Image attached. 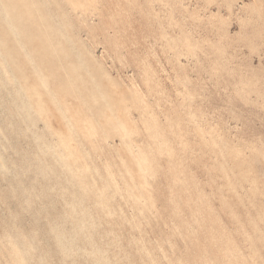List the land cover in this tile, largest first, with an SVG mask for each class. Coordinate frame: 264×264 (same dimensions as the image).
Here are the masks:
<instances>
[{
	"label": "rangeland",
	"instance_id": "374dc122",
	"mask_svg": "<svg viewBox=\"0 0 264 264\" xmlns=\"http://www.w3.org/2000/svg\"><path fill=\"white\" fill-rule=\"evenodd\" d=\"M0 152V264H264V0H0Z\"/></svg>",
	"mask_w": 264,
	"mask_h": 264
},
{
	"label": "bare ground",
	"instance_id": "6f19581e",
	"mask_svg": "<svg viewBox=\"0 0 264 264\" xmlns=\"http://www.w3.org/2000/svg\"><path fill=\"white\" fill-rule=\"evenodd\" d=\"M22 5H23V4H22ZM20 8H21V7H20ZM23 8H24V6H23ZM23 8H22V10H23ZM15 11H16V10H15ZM17 11H18V10H17ZM17 11H16V13H17ZM17 14H18V13H17ZM20 14H21V13H20ZM24 14H25V13H24ZM25 16H26V15H25ZM18 17H19V16H17V18H18ZM21 18H22V17H21ZM18 19H20V18H18ZM24 19H25V18H24ZM21 20H22V19H21ZM22 21H23V20H22ZM22 24H23V23H22ZM1 39H2V38H1ZM37 39H38V38H37ZM37 39H36V40H37ZM2 40H3V39H2ZM3 43H4V42H3ZM5 43L8 44L6 41H5ZM6 44H5V45H6ZM32 44H34V43H32ZM35 45H37V44L35 43L34 46H35ZM9 46H10V45H9ZM38 46H39V44H38ZM4 47H5V46H4ZM13 47H14V46H13ZM35 47H36V46H35ZM39 47H40V46H39ZM36 48H37V47H36ZM5 49H6V48H5ZM5 49H4V50H5ZM7 50H8V49H7ZM3 68H4V67H3ZM4 73H5V68H4ZM6 76H7V75H6ZM9 81H10V80H9ZM32 87H33V86H32ZM34 88H35V86H34ZM34 88H33V89H34ZM28 89L30 90V88H28ZM31 89H32V88H31ZM2 91H3V90H2ZM28 92H29V91H28ZM27 94H28V93H27ZM29 103H30V102H29ZM69 136H70V135H69ZM62 138H63V137H62ZM62 138H61V139H62ZM68 140H69V139H68ZM14 141H15V140H14ZM63 142H65V141H63ZM164 143H165V142H164ZM165 145H166V144H165ZM18 150H19V149H18ZM164 151H165V150H164ZM64 152H65V151H64ZM0 153H1V152H0ZM18 153H19V152H18ZM56 153H57V151H56ZM62 153H63V152H62ZM71 153H73V152H71ZM165 153H166V151H165ZM68 154H69V153H68ZM48 155H50V154H48ZM57 155H58V154H57ZM59 155H60V154H59ZM59 155H58V156H59ZM134 155H135V154H134ZM134 155H133V158H137V157H135L136 155H135V156H134ZM142 155H143V154H142ZM99 156H100V155H99ZM159 156H160V155H159ZM67 157H68V156H67ZM161 157H162V156H161ZM165 157H167V156H165ZM48 159H49V158H48ZM60 159H61V156H60ZM99 159H100V158H99ZM135 160H136V159H135ZM23 161H24V160H23ZM63 161H64V160H63ZM135 162H136V161H135ZM143 162H144V161H143ZM53 163H54V162H53ZM137 163H138V160H137ZM140 163H142V161H141ZM173 164H174V163H173ZM48 165H49V164H48ZM123 166H124V165H122V167H123ZM126 166H127V165H126ZM135 166L138 167V165H136V164H135ZM27 167H28V166H27ZM19 168H20V167H19ZM127 168H128V166H127ZM107 169H108V168H107ZM124 169H126V168H124ZM137 169H139V168H137ZM126 170H127V169H126ZM126 170H125V171H126ZM106 171H107V170H106ZM144 171H145V170H144ZM144 171H143V172H144ZM150 171H151V170H150ZM154 171H155V170H154ZM121 172H122L121 174H123V171H121ZM132 172H133V171H132ZM132 172H130V174H132ZM138 172H139V171H138ZM146 172H147V171H146ZM86 173H88V172H86ZM151 173H152V171H151ZM138 174H139V173H137V175H138ZM142 174H143V173H142ZM149 174H150V173H149ZM20 175H21V174H20ZM113 175H114V174H113ZM123 175H124V174H123ZM138 176H139V175H138ZM138 176H137V178H139ZM25 177H26V176H25ZM123 177H125V176H123ZM131 177H133V175H132ZM140 177H141V176H140ZM143 178H144V177H142L141 179H143ZM133 179H134V178H133ZM141 179H140V181H141ZM89 180H90V179H89ZM130 180H131V179H130ZM127 181H128V180H126V182H127ZM181 182H182V181H181ZM25 183H26V182H25ZM108 183H109V182H108ZM116 184H117V183H116ZM127 184L129 185V183H127ZM140 184H142V183H140ZM41 185H42V184H41ZM129 186H130V185H129ZM115 187H116V186H115ZM117 187H118V185H117ZM117 187H116V188H117ZM131 187H132V186H131ZM133 187H134V186H133ZM133 187H132V188H133ZM33 188H34V187H33ZM37 188H38V187H37ZM118 188H120V187H118ZM134 188H135V187H134ZM189 188H190V187H189ZM34 189H35V188H34ZM43 189H44V188H43ZM43 189H42V190H43ZM24 190H25V189H24ZM108 190H109V189H108ZM116 190H117V189H116ZM132 190H133V189H132ZM189 190H190V189H189ZM12 191H13V190H12ZM25 191H26V190H25ZM34 191H35V190H34ZM36 191H37V189H36ZM36 191H35V192H36ZM190 191H191V190H190ZM10 192H11V191H10ZM35 192H34V195L36 194ZM39 192H41V191H39ZM117 192H118V191H117ZM133 192H134V191H133ZM118 193H119V192H118ZM10 194H11V193H10ZM15 194H16V193H15ZM25 194H26V193H25ZM28 194H29V193H28ZM135 195H136V194H135ZM135 195H134V196H135ZM148 195H149V194H148ZM15 196H17V195H14V196H12V197L14 198ZM22 196H23V195H22ZM25 196H27V195H25ZM30 196H31V195H30ZM36 196H37V195H36ZM137 196H138V195H137ZM137 196H136V199H138ZM20 197H21V195H20ZM33 197H34V196H33ZM37 197H38V196H37ZM110 197H111V196H110ZM120 197H121V195H120ZM139 197H140V196H139ZM21 198H22V197H21ZM121 198H122V197H121ZM17 199H19V198H17ZM111 199H112V198H111ZM123 199H124V198H123ZM145 199H147V198H145ZM150 199H152V197H149V201H150ZM22 200H23V199H22ZM101 200H103V199H101ZM119 200H120V199H119ZM172 200H173V199H172ZM191 200H192V199H191ZM229 200H230V199H229ZM1 201H2V200H1ZM18 201H19V200H18ZM36 201H38V200L36 199ZM36 201H35V202H36ZM23 202H24V201H23ZM140 202H141V200H140ZM19 203H20V202H19ZM19 203H18V204H19ZM21 203H22V202H21ZM120 203H121V201H120ZM141 203H142V205L145 204V203H143V202H141ZM171 203H172V202H171ZM181 203H182V202H181ZM181 203H180V205H182ZM184 203H185V202H184ZM184 203H183V204H184ZM23 204H24V203H23ZM35 204H36V203H35ZM142 205H141V206H142ZM153 205H154V204H153ZM21 206H22V205H21ZM31 206H32V205H31ZM144 206H145V205H144ZM163 206H164V205H163ZM178 206H179V205H178ZM23 207H24V205H23ZM23 207H21V208H23ZM26 207H27V206H26ZM42 207H43V205H42ZM153 207H154V206H153ZM29 208H30V207H28V209H29ZM43 208H44V207H43ZM142 208H143V206H142ZM151 208H152V207H151ZM32 209H33V208L31 207L30 210H32ZM34 209H35V207H34ZM38 209H39V208H38ZM153 210H154V209H153ZM165 210H166V208H165ZM167 210H168V209H167ZM33 211H34V210H33ZM33 211H32V212H33ZM26 212H27V211L24 210V214H25ZM30 212H31V211H30ZM39 212H40V211H39ZM170 212H171V210H170ZM174 212H175V210H174ZM35 213H36V212H35ZM143 213H144V211H143ZM172 213H173V211H172ZM26 214H27V213H26ZM26 214H25V215H26ZM29 214H33V213H29ZM29 214H28V215H29ZM41 214H42V213H41ZM140 214H141V213H140ZM180 214H181V213H180ZM25 215H24V216H25ZM69 215H70V214H69ZM182 215H183V214H182ZM11 216H13V215H11ZM38 216H40V215H38ZM67 216H68V214H67ZM132 216H133V215H132ZM141 216H142V215H141ZM26 218H27V217H26ZM70 219H71V218H70ZM70 219H69V220H70ZM150 219H151V217H150ZM152 220H153V219H152ZM164 220H165V219H164ZM42 221H43V220H42ZM70 221H71V220H70ZM144 221H145V220H144ZM152 222H154V220H153ZM159 222H160V221H159ZM47 223H48V222H47ZM168 223H169V222H168ZM198 223H199V222H198ZM198 223H197V224H198ZM43 224H44V223H43ZM146 224H147V223H146ZM153 224H154V223H153ZM160 224H161V223H160ZM160 224H159V225H160ZM165 224H166V223H165ZM195 224H196V223H195ZM195 224H194V225H195ZM47 225H50V224H47ZM159 225H158V226H159ZM161 225H162V224H161ZM167 225H168V224H167ZM155 226H156V225H155ZM163 226H164V225H163ZM10 227H11V226H10ZM48 227H50V226H48ZM183 227H184V226H183ZM196 227H197V226H196ZM199 227H200V226H199ZM157 228H158V227H157ZM13 229H14V227H13ZM171 229H172V228H171ZM197 229H198V228H197ZM164 230H165V229H164ZM10 231H12V230H10ZM13 231H14V230H13ZM165 231H167V230H165ZM141 232H142V231H141ZM168 232H169V231H168ZM11 233H12V232H11ZM158 233H160V232H159V229H158ZM148 234H149V233H148ZM160 234H161V233H160ZM173 234H174V233H173ZM180 234H181V232H180ZM173 236H174V235H173ZM6 237H7V235H6ZM145 238H146V237H145ZM173 238H174V237H173ZM175 238H176V237H175ZM66 239H67V238H66ZM169 239H170V238H169ZM38 240H39V239H38ZM51 240H52V239H51ZM167 240H168V239H167ZM175 240H176V239H175ZM46 241H47V240H46ZM48 241H49V240H48ZM164 241H165V240H164ZM157 242H158V241H157ZM39 243H40V241H39ZM149 243H150V242H149ZM165 243H166V242H165ZM176 243H177V241H176ZM185 243H186V242H185ZM40 244H41V243H40ZM171 244H172V243H171ZM41 245H43V244H41ZM55 245H56V244H55ZM38 246H39V245H38ZM58 247H59V246H58ZM156 247H157V246H156ZM143 248H144V247H143ZM28 249H29V248H28ZM39 249H40V248H39ZM183 249H184V248H183ZM111 252H112V251H111ZM42 253H43V252H42ZM176 253H177V252H176ZM167 255H168V254H167ZM155 256H156V255H155ZM178 256L181 257L180 255L177 254V257H178ZM107 257H108V256H107ZM161 257H162V256H161ZM181 258H182V257H181ZM181 258H180V259H181ZM53 259H55V258H53ZM148 260H149V259H148ZM167 260H168V258H167ZM25 261H26V260H25ZM54 263H55V262H54ZM183 263H184V262H183ZM26 264H27V263H26ZM152 264H153V263H152Z\"/></svg>",
	"mask_w": 264,
	"mask_h": 264
}]
</instances>
